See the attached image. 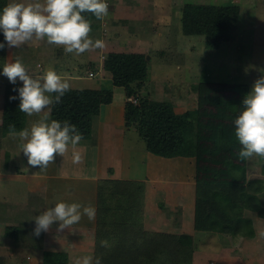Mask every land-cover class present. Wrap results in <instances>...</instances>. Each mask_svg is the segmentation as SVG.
Wrapping results in <instances>:
<instances>
[{
	"label": "crops",
	"instance_id": "1",
	"mask_svg": "<svg viewBox=\"0 0 264 264\" xmlns=\"http://www.w3.org/2000/svg\"><path fill=\"white\" fill-rule=\"evenodd\" d=\"M10 2H16V0H9L8 3ZM19 2L28 3L30 0ZM186 2L187 1H184L183 3ZM112 3V13L108 16L123 20L122 23L115 20L117 26L123 28V33L128 31L129 34L134 33L135 35H143L144 33L140 32L137 28L138 25L151 23L152 20L146 19V21H143L141 17L144 16L146 12L142 13L139 17H137L135 13L131 14V7L134 3L137 5L138 1L113 0ZM238 6L241 12V6L239 4ZM255 6L257 9V11L255 10V13H257L256 19L261 18V20L259 22L255 20L257 28L254 32V41L259 40L264 43V0H256ZM237 22L232 28L233 34ZM155 25L157 27V24ZM117 26L116 28L119 29ZM111 28V26L101 21V25L96 29L100 32L98 35L99 38L97 39L101 38V34H107V30L109 31ZM131 28H133L132 31ZM101 40L111 41L112 38H105V40L102 38ZM129 40L130 38L128 41ZM132 40L136 41V43H133L134 47L132 49L121 50L119 52H142L147 54L148 60L150 56H148L149 52H146L147 49L143 47V39L137 37ZM37 41L41 40H33L31 44L20 48L25 49L29 46H35L39 43ZM120 42L121 44L125 43L124 39ZM45 44L50 48V53L47 56L48 59H51L52 62L55 63L53 61V54L55 53L54 49L56 46L50 45L47 42H45ZM138 44L141 45L139 48L142 49L138 48ZM206 47L212 48L207 45V42ZM16 49L18 48L8 47L6 43L5 63L15 60L16 56L14 55ZM59 49L61 51L60 53L64 54L65 58H68L66 56L70 57L71 54H66L62 47H59ZM34 50L38 52V56L34 54L35 60H33V58L30 60L29 66L33 68L34 62L41 55L39 49ZM98 50V57L90 53L87 61L84 62L85 66L90 64V67H88V70L84 71V73L87 72L86 74L88 77H94L98 73L100 77L99 81L91 82L89 79L83 77L84 74L74 75L75 69L73 70V67L76 68V66H78L79 68L81 63L68 70V72H72L71 74L67 73L66 75H61V70L58 73L57 66H62L59 63H56V67H54L53 70L61 75L62 78L67 79L71 84V88L99 89L105 87L103 85L104 81H111L112 84L111 73L104 68V60L106 58L104 54L105 51H103V49ZM259 54L260 56L263 55L264 51H261V53L259 52ZM73 56L78 58L81 57L79 55ZM74 59L76 63V58ZM92 66H94V68ZM39 67H43V64H40ZM81 67L82 66H80V68ZM33 68H29V70L35 74H43L40 70L37 69L35 71ZM63 68L64 67H62V70ZM91 72L93 73L92 75L90 74ZM17 82L22 83V81L19 80H17ZM8 83H10L8 78L3 75V71H0V227H5L4 232L0 235V239L2 238L3 243H5L4 245H0V252L4 249L8 250L7 253L12 251L10 256L14 255L18 261H27L29 264H35V262L42 264V259L39 262L37 258L31 255L33 250H35V252L39 249L43 251L64 252L68 256L69 264V259L72 258V255H70V247L68 246L69 244L66 245L65 243L62 245L68 247L66 252V250L63 249L58 250L59 248H57V245L53 246L48 241V239L53 237L54 233L58 235L60 242L64 240V236L68 238L72 236V240L67 239V242L75 243L76 253H79L81 255L80 257L88 254L98 255L100 257L103 256L105 250L101 245V241L108 242L114 235L118 233L123 234L127 232L125 230L128 228L136 227L142 231L175 234L190 233L194 235V244L198 241L201 242L200 240L206 238V236L211 235L216 237L217 235L220 238L217 240L220 243V250L218 249L217 251L221 255V259H227L225 246H231L232 242L230 239L227 240L225 238L226 235L221 232L203 229L197 230L195 227L197 205L196 173L194 171L190 174L187 173L185 176L178 179V181L173 178L176 173L182 171H177L175 166L181 163L194 164L197 162L196 159L188 158L187 156V158H185V156L167 157L145 150L140 152L142 155L140 163H142V165L135 166V164H138V159L128 155L129 149L125 146V140L127 138L130 139L128 132L133 128L137 132L138 130L136 126H128L126 123L124 110L127 98L126 95H124L123 110H116V106L113 105L115 94L112 87H108L113 90L112 103L103 105L107 110H102L101 108L98 114L56 111L51 107V111L48 113L49 120L56 119L61 122L67 120L76 125L77 129L83 134L84 138L79 145H77V150L84 153L85 161L80 165L73 164L72 149L70 147L64 157L57 155L55 157V163L49 164L47 169H39L38 167L28 166L27 158L22 152L19 153V139H13L9 136V130L6 126L8 124L5 122L6 87ZM113 86L115 88L118 87L115 85ZM122 88L124 90V87ZM44 115L45 113H41L29 117L24 113L23 125L16 130L20 131L26 127L30 129L31 125L39 119H42ZM133 154L136 156L138 152H134ZM167 159L169 161H171L170 159H174L176 165L170 164V171L161 172L159 169L160 164L161 162L168 161ZM192 161H194V163ZM167 172H171V176L167 175ZM256 173L259 174L258 172L254 174ZM248 174L252 175L253 172ZM135 182L136 186H140L144 189V206L140 213L137 211L139 206L136 209L134 205L135 201L131 200L130 197L124 202L120 199V192L123 193L124 191L122 186L131 185ZM258 195L262 200V204H264V190ZM60 201L68 203L79 202L81 204L91 203L96 208L95 220L89 221L85 216L78 224L73 225L71 230L65 228L63 231L59 232L57 231L59 222H55L48 232H44L45 240L43 242L40 241V246H37V244L33 242L35 222L32 220L33 216L30 215V213H32L31 210L37 205L42 212L48 207H54L55 203ZM130 205L133 207L130 208ZM36 209L34 212L38 211V209ZM19 210H29V213L27 215L21 214ZM246 210L249 213H245V215L252 218L254 228L256 227L257 229L258 226V230L262 232L264 216L259 215L258 210H251L249 208ZM135 217L137 221L135 220L134 222ZM20 223L25 226L20 232L15 229H10L9 232L6 230L8 227L18 228ZM198 233L201 235L196 237ZM16 234H19V236H16ZM241 237L250 240L254 236L241 235L234 240H238ZM221 238H223L222 241ZM17 240H19V243L21 240L25 243L17 247L18 250L15 252L13 250ZM100 245L101 248L99 247ZM199 251L201 250L198 249V245H194V253L192 256L193 264L201 263L202 258L200 256H204V252L201 251V253L198 254ZM10 258L13 259L12 257ZM233 262L235 263L237 261L234 260ZM240 263L250 264V262ZM254 263H257V260H255ZM223 264L225 263L223 262Z\"/></svg>",
	"mask_w": 264,
	"mask_h": 264
},
{
	"label": "rangeland",
	"instance_id": "2",
	"mask_svg": "<svg viewBox=\"0 0 264 264\" xmlns=\"http://www.w3.org/2000/svg\"><path fill=\"white\" fill-rule=\"evenodd\" d=\"M15 1V0H11ZM24 1V0H18ZM136 1V0H133ZM138 4L131 7L132 10L131 14L135 13L137 17H139L142 13L146 14L142 16L143 21H146V19L152 20L151 23H146L144 25H138V29L140 32L144 33L135 35L134 33H130L126 31L123 33V28H120L117 26L118 22L122 23V19H116L112 16L106 17L104 20H102V23L107 24L111 26V30H107V34L103 33L101 34V38H112L111 41H104L105 47L102 48L103 51H105V56L109 52H119L121 50L126 49H132L133 43H136V41L132 40L133 38H142L144 45L143 47L147 50L148 56L150 58L148 59V78L145 81L143 87L141 88L140 92L141 94L148 95L149 99L153 100H162V101H168L170 102L177 113H182L187 110H192L200 99L204 96H221V103L224 102L226 98L234 96L235 99H237L241 95V91H237L238 86L240 85L238 83H244L247 88V93L251 90V87L256 79H258L261 76H264V54L260 56L259 52L264 51V43L261 41H254V32L257 28L256 22H259L261 18L256 19L257 13H255L256 9V0H137ZM205 2V3H215V4H231L232 2H235V4H239L241 6V12L238 18V22L236 24V27L234 29V34L231 31V38L228 41H223L220 43L219 47L216 48H207L206 47V38L204 35H193V34H187L184 32V26L182 25V4L183 2ZM9 2V0H8ZM17 2V0H16ZM113 0H107V3L109 4V12L111 15ZM253 5V6H252ZM114 18V19H112ZM135 18V17H134ZM157 24V27L156 25ZM147 25V26H146ZM116 26L119 28L117 29ZM133 28H131V31ZM146 32V34H145ZM99 30H92L90 33V36L94 39L99 38ZM130 40L128 41V39ZM124 39L125 42L121 44V40ZM35 46H29L28 48H18L15 50L16 57H20L23 59L25 66L29 68H33L29 66L30 60L33 58L35 60V55H37L38 52H36L34 49H39L41 55L39 58L36 59L34 62V68L33 70H40L41 73H45L49 69H54L56 67V63L61 64L57 66V72L61 75L71 74L72 72H68V70L81 63L80 68L76 66V68L73 67L74 75H83L85 79H89L91 82L99 81L100 77L97 73L94 77H88L87 72L84 73V71L88 70L89 65L85 66V63L89 57V54L92 53L93 56L98 57L99 50H93L90 52H85L78 57H74L73 55H76L75 53H69L71 54L70 57L66 56L68 58L64 57V54L60 53L59 47H55L54 51L55 53L53 61L51 59H48L49 50L50 48L45 44L46 40L37 41ZM31 44V43H30ZM45 44V45H44ZM141 47V45L138 44V48ZM142 49V48H139ZM52 52V51H51ZM60 53V54H59ZM66 55V54H65ZM38 56V55H37ZM76 58V63L75 59ZM6 61V58L4 62ZM27 64V65H26ZM40 64H43V67H39ZM62 67L63 70H62ZM94 68V66H92ZM72 69V68H71ZM1 71V70H0ZM103 79V78H102ZM103 85L105 87H112L114 89L115 94V100L113 102V105L116 106V110H123V104H124V90L122 87L118 86L115 88L113 84L110 82H103ZM111 85V86H110ZM139 92V93H140ZM130 98L127 97L126 101ZM112 103V102H111ZM110 104V103H109ZM106 105V104H105ZM217 107V105H216ZM102 110H107L106 107L102 106ZM202 112V121L200 122V126L203 127V132L200 134V139L202 142L206 141L207 146L203 147V152H206L201 155V161L200 164L203 169L200 168V170L197 168V162L194 164H184L181 163L176 167L177 171H180L176 173V175L173 177L176 181L180 179L182 176H185L187 173H193V171L196 173H200L199 176V189L202 196L206 197L210 195V191L212 189H222L224 186L229 187L227 182H225L222 179H217L213 177L211 171L209 169H213L214 167L216 169H225L226 167V158L224 157V151L213 147L215 143H218L219 141V133L221 132L220 129L225 128L227 130L228 128H234V122L231 120V111L225 110L224 108H221L220 110H213L214 112H217L218 115L214 116V112L211 110H201ZM105 113V112H104ZM207 114H210L212 117H206ZM130 139L125 140V146L128 147L129 153L128 155L132 157H136L138 159L137 165H142L140 163V159L142 158L141 151L148 150L146 147V142L144 138L133 128L129 132ZM228 134V133H227ZM210 149V150H209ZM196 150V149H195ZM206 150H209L208 152ZM138 152V154L135 156L133 153ZM196 154L185 155V158H195ZM211 155L212 157H220L215 164L211 165V168L204 164V160L206 159V156ZM183 156V155H181ZM187 156V157H186ZM211 157V158H212ZM210 158V160H212ZM168 160V159H167ZM171 161H165L161 162L160 164V171H170L171 166L170 164L174 165L175 161L174 159H170ZM183 160V159H181ZM211 163V162H210ZM247 170L248 173L253 172L252 175H261L262 173V163L258 161V157H254L251 160H246ZM176 165V164H175ZM190 165V167H189ZM139 167V166H138ZM180 167V168H179ZM189 167V168H188ZM206 169H205V168ZM191 168V169H190ZM174 170V171H176ZM255 172H258L259 174H254ZM185 173V174H184ZM225 173V171H224ZM171 172H167V175L171 176ZM183 174V175H182ZM229 177H234L231 175L230 172L227 173ZM196 178V176H195ZM227 178V177H226ZM229 178H227L228 180ZM226 183V184H225ZM219 184V185H218ZM215 185V187H214ZM123 187V193L120 192V199L122 202L126 201L127 198H131V200H134V205L137 211L140 213L141 209H143V202H144V195L143 191L144 189L140 186H136V182L132 183L131 185L122 186ZM233 187V186H231ZM197 192V189H196ZM197 194V193H196ZM3 197V196H2ZM15 197V196H14ZM211 197V196H210ZM212 198V197H211ZM114 199V198H113ZM116 199V196H115ZM1 207V205H0ZM133 206L130 205V208ZM38 209V211L34 212L35 209ZM39 206L33 207L31 210L32 213H30L33 218L36 215H39L41 212V209H39ZM36 209V210H37ZM1 210V209H0ZM4 211V210H2ZM21 214L27 215L29 213V210H19ZM16 212V211H15ZM133 212V211H132ZM2 213V212H1ZM18 213V212H17ZM245 213L247 210H245ZM260 215V214H259ZM32 218V220H34ZM136 220V217L134 219V222ZM137 221V220H136ZM35 222V220H34ZM24 225L20 223L19 227L16 228L17 231H21L24 229ZM35 228V226H34ZM263 231L258 230L256 227L254 228V237L248 240L247 238L241 237L238 240H234L233 238H229L228 235H226V239L232 242L231 246L226 245L225 246V252H226V258L227 259H221V255L217 251L220 248V243L218 240V236H206V238H202L200 240L201 242H197L194 245H198V249L204 252V256H200L202 258L200 264H241L240 262L248 263L252 262V264H264V225L262 226ZM5 227H0V235L4 232ZM7 230V229H6ZM198 230V229H197ZM144 231H142L143 233ZM149 232V231H148ZM152 232V231H150ZM167 233V232H165ZM175 234V233H171ZM190 234V233H186ZM211 234V233H210ZM19 236V234H16V236ZM193 236L194 235L190 234ZM201 234L198 233V236ZM225 235V234H224ZM15 236V237H16ZM33 236V235H32ZM36 237V238H35ZM53 238V239H52ZM48 239L51 245H57L58 250H68V247H64L68 245L70 247V255H72V258L69 259V264H74V261L79 258L81 255L79 253H76V245L75 243H68L67 239L72 240V236L65 237L62 242H60V239L56 233H54L53 237ZM220 239V238H219ZM223 238H221L222 241ZM0 245L5 244L3 243V239H0ZM44 239V232H42L39 236L34 235V241L37 246H40V241L43 242ZM59 244H58V243ZM137 242H142L143 239L139 241H133L131 244H136ZM225 242V241H224ZM222 242V243H224ZM22 243H25L23 240L16 241V245L13 251H17V247H19ZM2 245V246H3ZM145 245V244H143ZM201 245V246H200ZM222 245V244H221ZM134 246V245H132ZM63 247V248H61ZM145 247V246H144ZM41 248V247H40ZM239 248V249H238ZM35 249V248H34ZM66 250V252H67ZM220 250V249H219ZM7 249L1 250L0 252V264H29L27 261H21L14 257V255L10 256V253H7ZM199 251L198 254L201 253ZM7 253V254H6ZM43 254L44 251L42 249H39L37 252L33 250L31 255L35 258H37V261L43 262ZM69 255V253H68ZM141 256L143 253L140 254ZM97 256V255H96ZM12 257L13 259H11ZM237 262H233V261ZM257 260V263H254V261ZM240 261V262H239ZM27 262V263H26ZM124 264H132L131 262H128V260L123 261ZM35 264H38L35 262ZM134 264V263H133ZM193 264V263H192Z\"/></svg>",
	"mask_w": 264,
	"mask_h": 264
},
{
	"label": "trees",
	"instance_id": "3",
	"mask_svg": "<svg viewBox=\"0 0 264 264\" xmlns=\"http://www.w3.org/2000/svg\"><path fill=\"white\" fill-rule=\"evenodd\" d=\"M8 4V0H0V10ZM182 25L184 32L193 35H204L207 45L212 48L219 47L223 41L231 38V31L240 15V8L235 3L215 4L201 2H186L182 8ZM91 20L92 30L101 25L91 14H85ZM0 43L5 47L0 48V70L3 71L6 55V41L3 31L0 30ZM104 68L111 73L112 84L122 86L126 97L137 98L133 102H125V119L128 126H136L138 133L144 138L149 151L157 155L172 157L196 154L197 168L200 170L203 156V147L200 134L203 127L201 110L231 111L232 121L243 109L242 100L247 94L244 83H238L237 91L241 95L226 98L221 103V96H204L192 110L177 113L168 101L149 99L148 95L141 94L140 90L148 78L147 54L142 52H109L104 60ZM22 83H8L6 87L5 122L15 125L16 129L22 127L24 113L19 110L18 89ZM65 93L61 102L52 106L56 111H74L80 113L98 114L103 105L113 100V90L108 87L71 88ZM140 92V93H139ZM11 96H16L10 100ZM217 105V107H216ZM214 112V111H213ZM218 113L214 112V116ZM206 117H212L207 114ZM219 141L213 147L224 151L226 158L225 169H209L213 177L227 182L229 187L212 189L210 195L202 196L199 189V176L197 173V205L196 229L221 232L230 238L241 235H254L252 218L245 215L247 208L258 210L264 216V204L259 193L264 190V159L258 157L262 163L261 175H249L246 160L238 158L241 147L235 137L234 128L220 129ZM228 133V134H227ZM196 149V150H195ZM210 150V149H209ZM209 150H206L207 152ZM206 156L204 164L211 165L219 157ZM210 158L212 160H210ZM211 162V163H210ZM213 166V165H212ZM205 168V167H204ZM206 169V168H205ZM225 171V173H224ZM228 172L234 177L227 176ZM229 178L227 180V178ZM219 185V184H218ZM233 186V187H231ZM215 187V185H214ZM212 198H211V197ZM13 227H8V232ZM123 234L114 235L104 247V254L100 256L102 264H124L128 260L132 264H192L194 253L193 236L190 234H171L165 232H148L130 227ZM131 244L133 241H139ZM145 244V245H143ZM134 245V246H132ZM145 246V247H144ZM101 248V245L99 246ZM143 253L141 256L140 254ZM98 256V255H97ZM42 264H68V256L64 252L44 251Z\"/></svg>",
	"mask_w": 264,
	"mask_h": 264
},
{
	"label": "clouds",
	"instance_id": "4",
	"mask_svg": "<svg viewBox=\"0 0 264 264\" xmlns=\"http://www.w3.org/2000/svg\"><path fill=\"white\" fill-rule=\"evenodd\" d=\"M85 14L104 20L109 15L107 0H30L28 3L17 0L0 10V30L8 47L20 48L33 40H46L50 45L62 47L66 54L81 55L105 47L103 40L90 36L91 20ZM4 47L5 44L0 43V48ZM3 75L12 84L22 81V86L16 89L21 112L29 117L45 113L30 129L17 131L14 124L9 126V136L19 139V153L27 158L28 166L47 169L49 164L55 163L57 155L64 157L70 147L72 163L83 164L84 153L77 150L83 134L67 120L48 118L51 107L72 90L70 82L53 69L43 74L31 72L20 57L3 65ZM16 98L11 96L10 100ZM242 105L243 109L234 121L235 137L241 145L238 158L264 159V76L255 80ZM85 216L89 221L95 220L96 208L91 203L60 201L33 218V231L39 236L48 232L55 222H59L58 232L65 228L71 230ZM101 245L108 247V242L101 241ZM74 264H102V259L88 254L77 258Z\"/></svg>",
	"mask_w": 264,
	"mask_h": 264
},
{
	"label": "built area",
	"instance_id": "5",
	"mask_svg": "<svg viewBox=\"0 0 264 264\" xmlns=\"http://www.w3.org/2000/svg\"><path fill=\"white\" fill-rule=\"evenodd\" d=\"M91 75L93 74L92 72L90 73ZM129 100H131V101H133V102H136V101H138V99L137 98H134V97H130V99Z\"/></svg>",
	"mask_w": 264,
	"mask_h": 264
}]
</instances>
